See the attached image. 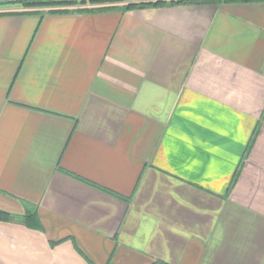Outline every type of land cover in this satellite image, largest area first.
Returning <instances> with one entry per match:
<instances>
[{"label":"crops","instance_id":"obj_1","mask_svg":"<svg viewBox=\"0 0 264 264\" xmlns=\"http://www.w3.org/2000/svg\"><path fill=\"white\" fill-rule=\"evenodd\" d=\"M155 1L0 8V264H264V2Z\"/></svg>","mask_w":264,"mask_h":264},{"label":"trees","instance_id":"obj_2","mask_svg":"<svg viewBox=\"0 0 264 264\" xmlns=\"http://www.w3.org/2000/svg\"><path fill=\"white\" fill-rule=\"evenodd\" d=\"M3 1V2H2ZM120 0H0V8L7 6H20L24 9H32V8H55L61 6H69L77 3H85L89 2L91 4H105L111 5L119 2ZM253 3V2H264V0H178V1H155V2H143V3H129L123 5L121 7L116 6H104L101 8H97V10H111V9H120L121 11H129V10H137V9H146V8H158L164 6H172V5H184V4H220V3ZM94 10V9H92ZM50 12H69L71 10H49ZM74 11V10H72ZM83 11V10H78ZM9 14L0 12V15ZM233 177L232 183H234L236 176ZM9 218V214L0 211V220H7ZM152 264H166L161 261H155Z\"/></svg>","mask_w":264,"mask_h":264},{"label":"rangeland","instance_id":"obj_3","mask_svg":"<svg viewBox=\"0 0 264 264\" xmlns=\"http://www.w3.org/2000/svg\"><path fill=\"white\" fill-rule=\"evenodd\" d=\"M128 1H130V0H128Z\"/></svg>","mask_w":264,"mask_h":264},{"label":"water","instance_id":"obj_4","mask_svg":"<svg viewBox=\"0 0 264 264\" xmlns=\"http://www.w3.org/2000/svg\"><path fill=\"white\" fill-rule=\"evenodd\" d=\"M3 2V1H2Z\"/></svg>","mask_w":264,"mask_h":264}]
</instances>
